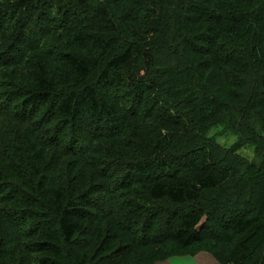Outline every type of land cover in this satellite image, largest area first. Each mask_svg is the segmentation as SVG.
<instances>
[{"label": "trees", "instance_id": "trees-1", "mask_svg": "<svg viewBox=\"0 0 264 264\" xmlns=\"http://www.w3.org/2000/svg\"><path fill=\"white\" fill-rule=\"evenodd\" d=\"M199 251L264 264V0H0V264Z\"/></svg>", "mask_w": 264, "mask_h": 264}, {"label": "rangeland", "instance_id": "rangeland-1", "mask_svg": "<svg viewBox=\"0 0 264 264\" xmlns=\"http://www.w3.org/2000/svg\"><path fill=\"white\" fill-rule=\"evenodd\" d=\"M73 131H70L69 133V126L67 128V130L63 133L64 135L68 134L70 135ZM210 136L211 137H215L218 141V143H220L221 145L225 146V147H232L237 141H238V137L235 136V135H231V134H227L225 132H223V128L221 127H217L215 129L212 130V132L210 133ZM242 156H245L247 158H253L254 156V149L253 147H245L243 148L240 152H239ZM201 249V248H205V246H195L193 248L190 249V251L192 250H197V249ZM190 251H186V252H190ZM184 253V254H180V255H177V256H174L172 258H170L169 260H172V259H176V258H184V257H189V256H192V257H196L198 254L200 253H204L203 251H199L198 253H195L193 255H187L188 253ZM208 253V252H206ZM210 254V253H209ZM167 260V261H169Z\"/></svg>", "mask_w": 264, "mask_h": 264}, {"label": "crops", "instance_id": "crops-1", "mask_svg": "<svg viewBox=\"0 0 264 264\" xmlns=\"http://www.w3.org/2000/svg\"><path fill=\"white\" fill-rule=\"evenodd\" d=\"M159 264H219L218 261L209 253H200L196 257L176 258Z\"/></svg>", "mask_w": 264, "mask_h": 264}]
</instances>
